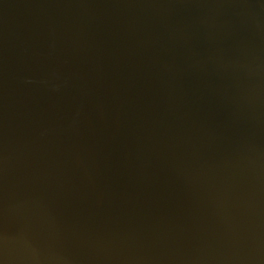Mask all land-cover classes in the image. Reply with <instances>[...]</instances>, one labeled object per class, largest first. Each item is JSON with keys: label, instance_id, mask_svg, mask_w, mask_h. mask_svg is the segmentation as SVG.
<instances>
[{"label": "water", "instance_id": "water-1", "mask_svg": "<svg viewBox=\"0 0 264 264\" xmlns=\"http://www.w3.org/2000/svg\"><path fill=\"white\" fill-rule=\"evenodd\" d=\"M0 264H264V0H0Z\"/></svg>", "mask_w": 264, "mask_h": 264}]
</instances>
